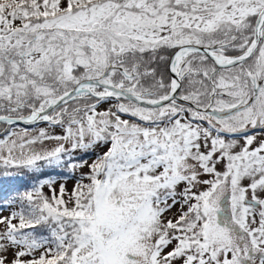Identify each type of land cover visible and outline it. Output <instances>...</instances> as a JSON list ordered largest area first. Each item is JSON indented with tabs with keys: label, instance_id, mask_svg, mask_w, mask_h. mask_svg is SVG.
I'll return each instance as SVG.
<instances>
[{
	"label": "snow or ice",
	"instance_id": "snow-or-ice-1",
	"mask_svg": "<svg viewBox=\"0 0 264 264\" xmlns=\"http://www.w3.org/2000/svg\"><path fill=\"white\" fill-rule=\"evenodd\" d=\"M0 264H264V0H0Z\"/></svg>",
	"mask_w": 264,
	"mask_h": 264
},
{
	"label": "trees",
	"instance_id": "trees-1",
	"mask_svg": "<svg viewBox=\"0 0 264 264\" xmlns=\"http://www.w3.org/2000/svg\"><path fill=\"white\" fill-rule=\"evenodd\" d=\"M7 182L12 183L7 186ZM28 183L29 178L27 176L13 174V176L5 178L0 175V205H5V197H7L11 193L16 192L17 190L23 191L24 188L28 185Z\"/></svg>",
	"mask_w": 264,
	"mask_h": 264
},
{
	"label": "rangeland",
	"instance_id": "rangeland-1",
	"mask_svg": "<svg viewBox=\"0 0 264 264\" xmlns=\"http://www.w3.org/2000/svg\"><path fill=\"white\" fill-rule=\"evenodd\" d=\"M13 179H14V178H13ZM10 183H12V182H7L6 185L8 186ZM3 214H4V215H7V214H8V212H7L6 209L3 211Z\"/></svg>",
	"mask_w": 264,
	"mask_h": 264
}]
</instances>
